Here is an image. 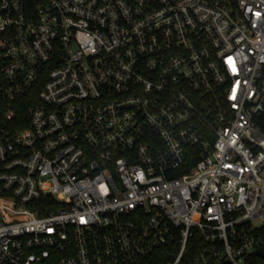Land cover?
<instances>
[{
	"label": "built area",
	"instance_id": "1",
	"mask_svg": "<svg viewBox=\"0 0 264 264\" xmlns=\"http://www.w3.org/2000/svg\"><path fill=\"white\" fill-rule=\"evenodd\" d=\"M264 0H0V264H264Z\"/></svg>",
	"mask_w": 264,
	"mask_h": 264
},
{
	"label": "trees",
	"instance_id": "2",
	"mask_svg": "<svg viewBox=\"0 0 264 264\" xmlns=\"http://www.w3.org/2000/svg\"><path fill=\"white\" fill-rule=\"evenodd\" d=\"M43 0H28V4L31 8H35L36 5H39ZM167 258H154L152 264H164Z\"/></svg>",
	"mask_w": 264,
	"mask_h": 264
},
{
	"label": "water",
	"instance_id": "3",
	"mask_svg": "<svg viewBox=\"0 0 264 264\" xmlns=\"http://www.w3.org/2000/svg\"><path fill=\"white\" fill-rule=\"evenodd\" d=\"M260 254H262L264 256V251H260ZM208 264H214V262L210 261Z\"/></svg>",
	"mask_w": 264,
	"mask_h": 264
}]
</instances>
